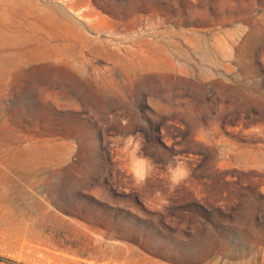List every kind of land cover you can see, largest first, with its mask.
Masks as SVG:
<instances>
[{"label":"rangeland","instance_id":"374dc122","mask_svg":"<svg viewBox=\"0 0 264 264\" xmlns=\"http://www.w3.org/2000/svg\"><path fill=\"white\" fill-rule=\"evenodd\" d=\"M0 264H264V0H0Z\"/></svg>","mask_w":264,"mask_h":264}]
</instances>
